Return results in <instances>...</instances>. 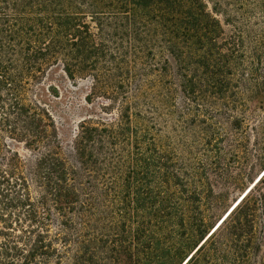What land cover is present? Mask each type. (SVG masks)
Returning a JSON list of instances; mask_svg holds the SVG:
<instances>
[{
    "label": "trees",
    "instance_id": "16d2710c",
    "mask_svg": "<svg viewBox=\"0 0 264 264\" xmlns=\"http://www.w3.org/2000/svg\"><path fill=\"white\" fill-rule=\"evenodd\" d=\"M54 68L117 112L81 122L69 155L32 97ZM181 120L186 159L164 141ZM251 135L264 0H0V264H264V175L215 232L201 209L204 172Z\"/></svg>",
    "mask_w": 264,
    "mask_h": 264
},
{
    "label": "rangeland",
    "instance_id": "374dc122",
    "mask_svg": "<svg viewBox=\"0 0 264 264\" xmlns=\"http://www.w3.org/2000/svg\"><path fill=\"white\" fill-rule=\"evenodd\" d=\"M50 86L56 87L53 94L49 92ZM90 90V80L80 78L70 80L64 72H59L58 68H54L50 72L43 84H39L33 89L32 97L36 94L44 98L43 106L48 109L56 123L61 144L60 150L64 155L70 154L81 122L84 120L108 122L117 116V112H113V108L106 99L90 96V101H87L86 96ZM176 111L182 115L187 112L181 103ZM257 115L254 114L252 118L249 116L253 124H257ZM171 125L172 127L169 128L167 136L164 138L165 143L170 144L185 159L196 153L199 154L201 150L196 145L197 126L182 120L178 122V127L173 123ZM248 143V152L243 154L239 162L234 161L228 155L226 157L228 166H224L223 172L213 167L209 169L210 171L204 172L202 176L203 183L201 185L204 188V193L201 209L205 213L209 232L220 219H223L234 202L258 182L264 172V145L253 135L250 136ZM9 144L26 157L28 163L37 154V152L26 149L23 143L9 142ZM189 253L190 251L186 255ZM263 258L264 248L258 261Z\"/></svg>",
    "mask_w": 264,
    "mask_h": 264
},
{
    "label": "bare ground",
    "instance_id": "6f19581e",
    "mask_svg": "<svg viewBox=\"0 0 264 264\" xmlns=\"http://www.w3.org/2000/svg\"><path fill=\"white\" fill-rule=\"evenodd\" d=\"M262 175H264V173L262 174ZM262 175L260 176V178L262 177ZM259 178V177H258ZM258 178H257V180H258ZM256 182V181H255ZM256 184V183H255ZM254 186V185H253ZM252 186V187H253ZM252 187H250V189L252 188ZM250 189H248L245 193H243L235 202H234V204L230 207L231 209H229L228 211H230V210H232L237 204H238V202L242 199V197H244V195L248 192V191H250ZM235 205V206H234ZM234 210V209H233ZM227 211V212H228ZM226 212V213H227ZM225 213V214H226ZM230 214L229 213H227L226 215H224V217H223V219L218 223V224H216V227H214V229H213V231L215 232L221 225H222V223H223V221H225L226 219H227V217L229 216ZM225 219V220H224Z\"/></svg>",
    "mask_w": 264,
    "mask_h": 264
},
{
    "label": "water",
    "instance_id": "95a60500",
    "mask_svg": "<svg viewBox=\"0 0 264 264\" xmlns=\"http://www.w3.org/2000/svg\"><path fill=\"white\" fill-rule=\"evenodd\" d=\"M228 212H229V211H228ZM228 212H227V213H228ZM227 213H226V214H227ZM226 214H225V215H226ZM221 220H222V219H221ZM221 220H220V221H221ZM220 221H219V222H220ZM219 222H218V223H219ZM218 223H217V224H218ZM214 227H216V225H215ZM214 227L212 228V230L214 229ZM212 230H211V231H212Z\"/></svg>",
    "mask_w": 264,
    "mask_h": 264
}]
</instances>
